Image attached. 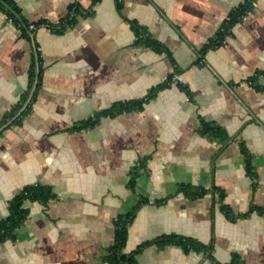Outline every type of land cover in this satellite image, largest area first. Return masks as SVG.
<instances>
[{"label": "crops", "instance_id": "1", "mask_svg": "<svg viewBox=\"0 0 264 264\" xmlns=\"http://www.w3.org/2000/svg\"><path fill=\"white\" fill-rule=\"evenodd\" d=\"M3 1L24 29L0 9V127L43 71L0 131V223L27 185L55 196L24 202L0 264H109L120 216L136 264H264V0L209 49L245 0Z\"/></svg>", "mask_w": 264, "mask_h": 264}, {"label": "trees", "instance_id": "2", "mask_svg": "<svg viewBox=\"0 0 264 264\" xmlns=\"http://www.w3.org/2000/svg\"><path fill=\"white\" fill-rule=\"evenodd\" d=\"M15 10L16 7L12 4L11 1L6 0ZM100 0H96V3L99 2ZM120 1V0H119ZM256 0H245L243 3H241L238 8L231 13L229 16L228 20L225 21V23L222 25L221 29L217 33L216 38L210 42V44L207 46V49L213 48L216 45H219L222 40L228 35L231 34L233 35V32L231 29L239 22L242 20V17L246 15L249 11H251L254 8L253 2ZM120 3V2H119ZM0 9L4 10L7 12L9 17L15 22L16 25H18L22 30L24 29L21 25L20 20L9 10L5 8V6L1 3L0 1ZM68 21V20H67ZM66 21V22H67ZM73 19L69 20L67 24H71ZM39 22L38 24H40ZM66 26L63 25L62 28ZM56 29V28H55ZM61 30V29H56ZM144 33H140L139 36ZM140 38V37H139ZM145 44L151 45L153 47H158L157 44L154 42L150 41L147 36L144 34L143 37L140 38ZM42 68L40 69V75H39V81L41 80L42 76ZM35 77V70H34V64L33 68L30 74V82L31 85L34 81ZM27 97L24 98L26 100ZM148 99V97H147ZM144 99H138L134 100L131 102H126V103H120L116 105L113 109L110 110H105L97 115H95L93 118L88 119L87 121H83L77 125H74L72 129L74 130H80L83 128H88V127H93L96 125L98 122L100 116L103 115H109V114H115L123 111H130L134 109H140L142 106V103L144 102ZM24 102V101H23ZM21 107V105L15 107V109L7 114L6 118H11L15 115L16 111ZM31 106L28 107L27 111H29ZM26 111V112H27ZM19 120H16L18 122ZM203 130L204 131H213L211 126L204 122L203 123ZM205 193L204 190L198 192L194 197L201 196ZM55 195L53 193V190L50 186H45L41 184H33V185H27L25 186L21 192L13 199L11 202V214L0 223V242L8 239H14L15 238V233L18 227H20L26 217H27V210L26 208L23 207V204L27 200H39L42 202H47L49 199L53 198ZM222 200H224V197H221ZM222 209H224L226 212H228L227 206L223 203L222 204ZM251 209L257 210L260 213H264V209L261 207L253 206ZM130 220L129 216H120L116 221H115V242L113 245H111L108 249V255L106 256L107 261L109 264H136L134 260V255L139 251V249L136 252L133 253H125L124 252V245L126 242V236H127V225ZM166 242H182L186 245V247H193L195 244L192 241L189 240H183L181 238L178 239H173L169 238L165 240Z\"/></svg>", "mask_w": 264, "mask_h": 264}, {"label": "water", "instance_id": "3", "mask_svg": "<svg viewBox=\"0 0 264 264\" xmlns=\"http://www.w3.org/2000/svg\"><path fill=\"white\" fill-rule=\"evenodd\" d=\"M0 1L8 9L11 10V8L3 0H0ZM39 75H40V65H39V61L37 59V64H36V68H35V77H34V81H33V84H32V89L30 91V94H29V97H28L26 103L24 104V106L21 108V110L19 111V113L15 117H13L10 121H8L2 127H0V131L3 130V129H5L6 127H8L17 118V116H19L20 114H22V112L26 109V107L28 106L29 102L32 100V98L34 96V93H35V90L37 88L38 81H39Z\"/></svg>", "mask_w": 264, "mask_h": 264}, {"label": "built area", "instance_id": "4", "mask_svg": "<svg viewBox=\"0 0 264 264\" xmlns=\"http://www.w3.org/2000/svg\"><path fill=\"white\" fill-rule=\"evenodd\" d=\"M255 3H256V1L253 2V5H255ZM246 15H247V14H246ZM246 15H244V16L242 17V19H243ZM231 31L233 32V28L231 29ZM143 36H144V34H141V35H140V38L143 37ZM231 36H232L231 34H228V35L222 40V42H221L219 45H216L215 47H218V46H225V45H227V43H228V39H229ZM182 83H183V78H182V76L179 75V74H175L174 77L169 81V84H182ZM144 100H147V97H144ZM151 202L153 203L154 201H151Z\"/></svg>", "mask_w": 264, "mask_h": 264}]
</instances>
